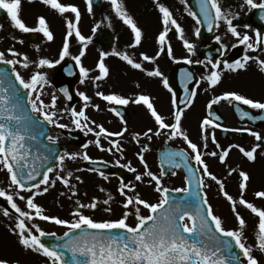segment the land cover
I'll use <instances>...</instances> for the list:
<instances>
[{"label": "snow or ice", "instance_id": "obj_1", "mask_svg": "<svg viewBox=\"0 0 264 264\" xmlns=\"http://www.w3.org/2000/svg\"><path fill=\"white\" fill-rule=\"evenodd\" d=\"M45 5H50L53 9L58 10L61 14L71 11L75 14V20L77 23H73L71 20L67 21V34L63 44V48L60 54V60H64L65 57L70 55L68 38L73 35L78 38L79 42H85L86 38L81 35L77 24L81 19V12L78 7L73 5H65L59 3L58 0H42ZM87 10L89 13L93 11L94 0H86ZM112 5L115 8L116 14L123 20L125 25L130 26L132 33L134 34V42L129 47L135 48L141 45L143 38V31L137 25V22L133 17L124 10L122 3L118 0H111ZM159 12L162 13V24L164 25L163 31L159 34L158 42L160 44V53H165L175 60L173 56V50L170 44L166 43V37L172 26L177 31L179 39L182 40L184 47L191 54H195V45L190 43L184 36V29L173 17L172 11L163 3H159L157 0ZM199 12L202 13V18L198 16L197 12L190 11L189 14L196 19L197 24L206 22L209 32H213L214 27L218 29L221 21H224L227 25V30L234 37L238 38L239 45H244L247 49L259 48L264 45V34L257 31L255 33V41L250 42L252 37L248 34H243L237 30V26H233V20L229 18L230 13L222 8L221 0H198ZM246 4L252 8L260 7L264 9V4L257 5L254 0H246ZM22 0H0V10H7V14L10 16L13 26L22 33H42L48 41L54 39L53 32L49 30L48 22L45 17L40 16L38 18V27H29L25 21L21 19ZM3 25H0L2 28ZM96 27H99L97 25ZM245 27H248L245 25ZM95 31V29H93ZM197 37L201 34V29L197 27L195 29ZM215 41L221 42V36L216 35ZM24 43L23 39L19 41ZM91 42V37L87 38V43ZM87 43H83V48L79 55L72 57L79 65L81 58L85 55L83 49L87 48ZM238 45H233L236 48ZM38 47V46H37ZM227 45L220 44V49L225 50ZM13 57L20 56V53L12 48L7 50ZM108 55H115L126 61L128 65L137 70H144L143 62H152L155 64L157 56H149L145 53H141V61L137 62L127 52H121L113 49L111 53H101L100 60L97 64L99 75H96L93 79L96 81H102L109 76L110 70L105 64V57ZM187 64H204L205 67L208 64L211 65V72L201 79H206L210 86H216L221 82L222 72L220 71V61H214L211 57L208 58L207 63L204 60L193 61L190 57H185ZM253 57L245 55L239 59H235L232 62L228 60L223 61L225 69L236 71L246 69L247 64ZM261 65V69L264 70V60L256 57ZM60 61H56L59 63ZM0 63L11 66L8 69L0 68V170H6L9 174L10 183L8 188L17 189L15 192H9L3 187H0V197L6 199L11 209L14 210L16 215L15 226L11 231L17 235L19 244L26 250L42 255L47 259V264H66L65 253L61 249H66L71 252L74 264H261V262L254 255V249L251 244H248L246 238L247 222L245 218L237 211V205L245 206L258 217L256 247L264 252V208L256 206L254 203L249 202L243 198V192L248 187L250 181V175L248 172L240 170L238 172L241 178L239 185L241 189V196L237 201L226 191H224V183L216 175L209 170V165L205 162L200 146L190 139L188 133L182 127V117L184 116V109L190 107L192 100L196 97L197 93L194 89L189 88V84L195 79L191 71L185 70L183 75L184 89L186 99L182 102L183 107L174 110L173 119L174 122H166V118L162 115L154 105L153 100L147 94H140L133 97L125 98L118 94H105L104 92L97 91L96 95L102 97L104 101L114 102L116 105H128L130 102L137 105L143 104L146 106L150 115L154 118L155 125L153 128H148L143 132V137H146L149 141L153 136H160L167 130V138L174 140L176 138H182L186 144L187 149H182L178 152L165 153L168 162L174 167H180L181 163L175 161V157H180L181 161L187 165L191 175L188 179V186L184 188H175L172 191L184 192L188 195L181 201H176L174 197H170V190L167 187L162 186L161 177L165 175L161 171L160 175H156L151 170L145 160L144 153L149 151V147L144 145L137 156L141 163L144 165L145 172L143 174H137L135 176L136 181L143 182L145 176L150 177L149 184L155 182V191L161 193V197L158 203H150L148 200L141 197L139 192L136 191L135 185H130L121 179L119 193L125 197L123 207L128 210L125 211L122 218L117 220L96 221L92 217L83 214L81 209L91 208L95 210L98 207L100 201L93 199L90 204L78 203V207L72 213L75 220L69 221L61 219L56 216H50L45 214L44 208L36 203V197L43 195L49 191L50 187H54L57 181L61 182L65 187L70 190L75 189V185L71 184L73 173L68 171L64 172V162L66 159L75 160L82 155V158L91 163H96L87 152L77 153L65 152L64 154L53 153L49 150V154L41 157L39 153L36 154V158L33 159L32 149L28 144L29 140H35L36 135L32 134L36 121L33 119L32 113H38L43 117V120L52 125H56L60 128H66L67 125L59 123L57 112L55 111L57 105L56 96H52L51 104H45L41 99V89L37 88V85L47 84L48 80L44 74L37 71L33 74L30 80H26L20 72L16 70V65L21 61L17 59H7L5 51H0ZM39 65L52 66L53 62L49 59H40ZM30 64L29 57L23 56V67L28 68ZM79 72L86 78L89 74V69L81 66ZM11 74V75H10ZM147 75L150 77H157L162 79V84L169 91H172L169 78L164 75L159 67H155L154 70L147 71ZM83 83V80L81 81ZM5 84L7 86H5ZM99 87V84H97ZM66 98L71 101L72 96L69 94L67 88L60 90ZM37 93L35 98L31 95L27 96L30 104V112L25 110V105L21 103L20 96L23 93ZM79 97L85 102L83 108L79 111L75 107L70 110L72 117V123L76 128L85 131V134L94 133L95 140L89 143H94L95 146L101 151H107L112 153L114 150L117 153L123 154V149L120 145V141L117 139H110L111 137H123L124 133L128 131L127 127H124L119 132H111L106 129L102 124H97L95 120H90L86 115V109L88 108V101L90 97L83 92L78 93ZM221 101L229 102H241L243 105L250 106L252 109H258L264 111V102L247 98L245 95L239 94L234 91H228L222 95L216 96L208 105L209 109H212L213 105L220 103ZM172 103L176 104V94L173 93ZM97 109L98 105H95ZM237 111L241 113L242 118H249L251 120L264 119V116H255L248 111H244L240 108L239 104L236 105ZM45 109H52L46 111ZM117 117L123 120L122 113L115 107L111 109ZM213 113L210 112L209 116ZM221 117L215 116V121H219ZM211 118L203 119L201 123L202 139L204 140V147H207V141L209 135L211 140L216 142L215 133L209 134V128H221L220 123L215 122ZM92 125V126H90ZM97 129H99L97 131ZM227 131L228 129H224ZM241 131V129H236ZM249 131V134L255 137L257 141H264V136L259 132ZM101 137L108 140L109 147L105 148L101 142ZM47 140L56 143L57 137L52 135L47 136ZM135 142L139 144L141 142V133H135ZM88 144L83 147L88 148ZM219 152L213 151L211 156H218L221 162H225L226 158L232 147H236L239 151L249 160L255 161L257 156V150L261 148V143H257L251 150H246L240 145H231L227 149H223L217 143ZM190 150V151H189ZM51 160H58V164L54 168L49 163L45 167V162ZM190 160L195 161L196 167H193L188 162ZM39 161V164L37 163ZM117 165H120V160L116 161ZM128 168L131 172H137V169L131 166V162L122 165ZM90 171H96L105 180L109 177L101 171L99 168L89 169ZM79 171V169H78ZM54 173L55 178H50L49 174ZM231 173H237L236 168H232ZM199 176L197 180V190L193 191L191 187L192 178ZM207 176L211 180L216 181L223 195L231 202L232 211L238 221V227L235 229H227L224 227V220L214 214L213 206L209 203L207 195H202V189L206 187L204 177ZM75 180L82 182L81 176H75ZM43 185V187H42ZM127 190V191H126ZM29 192L27 198L21 195V192ZM103 191V189H101ZM131 191L133 195H129ZM76 192L73 191V195ZM257 198H264V190L257 191L255 193ZM16 197L21 201H25L27 209L23 210L17 203ZM112 200V196L109 195L108 199L103 200L104 205H109ZM167 205V207H165ZM141 206L149 210V215L141 214ZM3 215L8 217L12 215L8 207H3ZM105 211H111V207L105 209ZM135 215L137 223L132 226L127 221L130 215ZM42 221L54 222L57 225L66 226L69 230L64 232L62 237H59L63 243L47 244L43 241L46 236H55V233L46 232L42 230L39 224L26 223L35 221L36 219ZM190 221V224L185 221ZM76 230H80L79 234H76ZM91 230V231H90ZM113 230H122L123 234L113 235ZM198 236L199 239L192 238ZM65 238H67L65 240ZM237 249L239 251H237ZM83 257L84 259H81ZM0 264H10L8 260L0 259ZM18 264V262H16Z\"/></svg>", "mask_w": 264, "mask_h": 264}, {"label": "rangeland", "instance_id": "obj_2", "mask_svg": "<svg viewBox=\"0 0 264 264\" xmlns=\"http://www.w3.org/2000/svg\"><path fill=\"white\" fill-rule=\"evenodd\" d=\"M184 1L185 0H159V3H163L165 6H167L170 11H172L173 17L176 20L178 17H181L182 20H186L189 18V15L184 12ZM222 1L223 0H221V3H223ZM225 1L230 5L231 0ZM58 2L65 5H73L79 8L81 12V19L77 24V27L79 28L81 35L86 38L85 42L83 43H87V38L91 37V42L87 43L86 49H83L85 51V55L81 58L80 61L81 66L89 69V74L86 78L83 76V83L80 82L77 86V90L79 92H83L90 97V100L87 102L89 106L86 109H90V113L86 112V115L89 116L90 120H95L97 124L101 121H107L111 125H116L115 120L112 119V116L110 114V108L113 102L104 101L102 97L96 95L97 91L104 92L105 94H118L124 96L125 98H135L140 94H147L150 96V94L154 90H157L155 94L157 95V98L159 100L163 115L169 123L174 122L172 103L167 95V92L159 85L158 82H156V77H150L147 75V71L154 70V68L157 67L156 63L153 64L143 62L144 70H137L128 65L127 62L122 60L120 57H117L115 55H108L104 59L106 66L110 70L109 76L102 81H96L93 79L96 75H99L97 64L100 60L101 53H103L98 49V47H96V45L93 44V39L96 36L97 32L101 30V28H108L109 30L113 31L114 34H116V36L118 37L115 50L127 52L137 62H140L142 59L141 53L156 56L161 47L158 42V37L164 29V25L162 24V13L159 12L157 0H118L119 3L123 4L124 10L133 17V19L137 22V25L143 31L141 45L135 48L129 47V45L134 42V34L132 33L130 26L125 25L123 20L116 14L115 8L112 3L110 13L108 14L106 7V10L104 8V14L101 17L100 15L97 16L94 10L91 13L88 12L86 0H58ZM257 2H259L260 4H264V0H260ZM233 3L235 4L230 6L223 3L222 8L228 12H242L244 9L249 7L244 0L235 1ZM20 16L21 19H23L26 25L29 27H38V18L40 16L45 17L46 21L48 22L49 30L53 32L54 39L52 41H48L46 37H44L43 34L39 32L22 33L13 26L11 18L9 17L5 22H3V27L0 28V51H5L7 59L20 60L21 63L15 66L20 70L24 68L22 66L23 56L27 55L30 60L29 68H31V70L34 72L29 74H31L32 76L37 71H39L44 74L48 80L47 84L37 85V88L41 89V99L45 102V104H51L52 96H56L57 105L55 111L57 112L56 118L58 119V122L67 125V127L64 129L81 131L85 134V131L76 128V126L72 123L70 111H66L70 110V108L61 101V98H59L53 87L50 85V80L54 77L55 73L54 70L52 71V68L50 67L58 64L56 63V61H60L59 64L63 61L60 60V54L68 31L67 21L71 20L73 23H77L75 20V14L70 10L61 14L58 10L53 9L50 5H45L42 0H22ZM178 23L182 25L180 22ZM97 25H99V27H96ZM172 28H174V26H172ZM93 29H95V31H93ZM185 32L186 30L184 31V33ZM32 34H35L37 36V40L34 42H31L29 40V36ZM225 37V39L223 38L224 43L235 44L239 46V40L229 38L228 36ZM21 39H23L24 41V43L22 44L19 42ZM175 39H179L178 35L174 37V39L167 38L166 43H171L172 41L177 42ZM68 43L69 52L71 53V51L74 50V56L79 55L80 51L83 48V43L79 42L78 38L75 36V32H73V35L68 38ZM9 48L18 51L20 53V56H11V54L7 52ZM40 59H49L53 62V64L52 66H40L38 63ZM22 73V76L26 80H30L31 77L28 73L24 71H22ZM236 75L240 79L244 80V85L241 86L237 83V87L233 88L237 93L245 96H259V94L262 93L261 90L264 85V82H262L264 81L263 79L256 76L253 77L254 79H251L248 76V72L243 74L239 73ZM97 84H99V87H97ZM36 94L37 93L33 92L32 97L35 98ZM84 103L85 102H81L80 104L76 105V110H81ZM95 105H98L99 108L97 109L96 107H94ZM128 105L137 114H133L129 109V112L132 115L131 117H133L131 122H134V120L139 117V126H144V123L148 124L146 121V117L149 111L145 105H137L131 102ZM45 110L51 111L52 109ZM38 115L39 117H42L40 114ZM129 125L131 124H128L127 126ZM103 126L111 130L110 125L105 123ZM61 129L63 128L54 125L51 131L52 136L60 137ZM113 130L117 131V129L115 128H113ZM144 131H146L145 128H140L137 130L130 129L129 132H131L132 135L134 134V132L141 133V142L153 141L155 145H157V147L161 144L162 141H164L167 136V133L165 131L160 136H153L152 140L149 141L146 137H143L142 134ZM129 132L127 131L124 133V139H130ZM187 133L188 135H190L189 132ZM86 135L89 136L90 141H94L96 138L94 133H88ZM110 139H116V137H111ZM106 140L107 139L101 137L103 146L105 143L107 145L105 146V148L109 147V144L107 143L108 141ZM72 152H87L90 156L97 155L95 153L94 143H92V146L87 150L79 151L73 147H70L68 153ZM104 152H106L108 156L112 155V153H109L107 151ZM123 152L127 153L128 150L123 149ZM129 153H131L132 159V161H129L131 162V166L136 168L138 173H144V165L140 160L137 163L135 159V156L138 152L135 153L129 151ZM144 156L149 166V170H153V157L146 154H144ZM256 156V160L251 162H249L247 158H238L235 160V165L240 167L242 163V165L244 167H247V169L250 171L251 177L246 190H248L249 188H255L257 191L264 190V152H257ZM127 157H129V155H127ZM119 160L125 161L123 158ZM83 162L84 159L82 158V155L77 157V159L75 160L66 159L64 162V172L61 174H66L68 171H71L73 173L71 184L75 185L74 190H70L61 182L57 181L56 185L54 187H50L47 193L37 196L35 202L40 204L44 208L45 213L51 211V213L53 214L52 216L56 217L66 215L65 218L62 219L70 221L72 220L70 219L73 216L72 213L78 207L77 202L82 204H90L93 199H98L101 202V205L100 203L98 204V207H100L98 209L96 208L95 210L91 208L81 209L83 214L92 217L96 221L104 219L105 217L112 220L118 219L120 217V211L116 208V206L119 204H117V201L120 199L117 196L111 195V191L115 192L119 189L118 185L114 184L109 179H101L100 182H98V185L102 186L100 187V189H95V194L88 192L84 193L86 191L82 182H78L75 180V176H79L78 172L83 171ZM133 162H135V164H133ZM50 178H55L54 173L51 174ZM95 181H99V178H96ZM87 182L88 179L85 182L86 188L90 189ZM9 183L10 180L7 171L0 170V187L5 188L9 192L17 191V189L8 188ZM101 189H103V191H101ZM73 191L76 192L75 195H73ZM100 191L102 192V197ZM21 195H24L27 198L29 195H31V193L24 191L21 192ZM109 195L112 196V200L110 201L109 205H104L103 200L108 199ZM215 195H217L218 197L215 198ZM210 197L211 200L213 199V203L215 204L213 207L214 214L219 215L224 220V227L227 229L237 228L238 221L236 219V216L232 211V207L229 208L227 206V203L222 200L224 199L223 195H219V192H217V194L213 192L211 193ZM252 198H255V195H253ZM16 200L23 210H29L27 209L25 201L19 200L18 197H16ZM120 202H123L122 199ZM255 205L264 208V198L257 199ZM3 207H8L12 215L8 217L4 216L2 210ZM108 207H111V211H105V209ZM59 211L62 213H60ZM237 211L241 213V215L247 222L248 226L246 229V238L248 244H251L253 246L254 255L261 262V264H264V252H261L256 247L258 217L242 205H237ZM16 215L17 214H15L14 210L11 209L6 199L0 197V259H5L6 257L14 264H16V262H18V264H47V259L45 257L26 250L19 244L17 235L13 234V232L11 231L12 227L15 226ZM26 223L39 224L40 228L46 232H58L59 234H61L65 230L63 228L65 226L61 227L54 222L47 223L45 221L39 220L38 218L32 222L26 221Z\"/></svg>", "mask_w": 264, "mask_h": 264}, {"label": "flooded vegetation", "instance_id": "obj_3", "mask_svg": "<svg viewBox=\"0 0 264 264\" xmlns=\"http://www.w3.org/2000/svg\"><path fill=\"white\" fill-rule=\"evenodd\" d=\"M235 1H240V0H232V2H235ZM184 7H185L184 12L189 15V18L184 21H182L181 17H178V18L180 22L184 23L181 25L184 31L189 30L190 32L191 41L189 42L195 45V54L193 55L189 53L187 49L184 47L182 41H178V42L172 41L171 43H167V44L171 45L175 60L169 57L166 54V52L165 53L158 52L156 54L157 59L155 63L157 64V67H159L161 71L164 73V75L167 76L168 78H169V73L173 70L174 66L179 63L185 64L189 67V69H186V68L182 69L180 74H184L185 70L191 71L193 73V76L195 77V80H196L194 90L196 91L197 95L192 100L190 107H187L184 109V116L182 117V127L184 128L186 132H189L190 139H192L194 142H196L200 146L201 152L203 154V158L205 162L209 165V170L214 175H216L220 180L223 181L224 191H226L229 195H231L234 199L238 201L241 196V189L239 187L241 183V178L239 177L238 172L240 170L246 171L249 173L251 177L250 171L246 167H243L242 165L238 167L237 165H235V160L238 158L239 159L243 158V154L239 151L238 148L232 147L229 153V156L226 158L225 162H221L218 156L216 157L211 156L210 153H208L206 150L208 148H212L214 151L219 152L220 149L217 148L216 146L217 143L223 149H227L231 145H240L246 150H251V148L254 147L257 143H261V148L258 149L257 152H264V146L262 144V141H257L255 137L249 134V131H245V129H248L251 131L259 132L262 136H264V119L255 120L256 125H254L253 123H249V122L240 123L238 122V120L233 114V108H232L233 102L221 101L215 106L217 110L223 115L225 120L220 123L222 125L221 128H209L208 130L209 134H211L212 132L215 133L216 142H213L211 140V136L209 135L206 148L204 147L205 142L202 139L201 123L203 119L210 118L208 105L212 99L228 91L236 92L233 88L237 87V83L240 84L241 86L244 85V80L240 79L236 74H239V73L243 74V73L248 72L249 78L254 79L253 77L256 76L264 80V70L261 69V65L256 59V57H259V59L264 60V45H262L259 48L254 47V49H247L244 45H239L236 48L241 47L242 57L246 53L247 55L252 56L253 59L248 62L246 69H241V70H236V71L225 69L223 66V59L227 57L228 55H230L236 48L232 47L234 44L224 43L223 38L225 39L226 38L225 36H228L229 38L237 39V40L238 38L234 37L230 32H228L226 23L224 21H221L220 27L216 29V32L212 36L201 41L199 37H197L195 34V29L197 27L200 28V25L197 24L196 19L189 14L191 10L190 9L187 10L185 5ZM250 12H251V9H247V8L244 9L242 12H234V13L229 12L230 13L229 18L233 20V26H237V30L241 33V35L248 34L250 37H252V40L250 42H254L255 33L259 31L262 34H264V27L260 28L256 25L251 24L248 21L247 18ZM245 25H247L248 27H245ZM216 35L221 36L222 38L221 42L215 41L214 37ZM221 43L224 45H227V48L225 50L220 49ZM218 46H219V49L222 55L221 58L218 60L220 61V64H221L220 71L222 72V78H221V82L218 85L210 86L209 82L206 79H201V78L210 74L212 70L211 65L208 64V66L205 67L204 64H196V63L187 64L184 58L190 57L193 61L204 60L207 63L208 59L205 55L206 49H209V48L214 49L215 47H218ZM149 56H152V55H149ZM148 63H152V62H148ZM29 76L31 77V74H29ZM156 82H158L159 85L167 92V95L170 98L171 103L173 101V93L176 94L174 87L177 85H181L182 87H184L183 78L180 79L178 76L172 78L170 81L169 86L171 87L172 91H169L167 88L163 86L161 78L156 77ZM156 91L157 90H154L150 94V96L157 110L163 115V111L159 104V100L157 98V95L155 94ZM182 92L185 93V90H182ZM261 92L262 93L259 94V96H246V97L251 98L253 100L264 102V85H263ZM182 102L183 101H181L180 104H182ZM128 107L130 108L129 105ZM128 107L127 109H129ZM247 107L251 109V111L253 112L255 116H264V113H262V110L252 109L250 106H247ZM176 109H179L177 106V103L175 105L172 103V112H174V110ZM130 112H132L133 114H136V112H134L132 109ZM223 112H227V113H223ZM129 114L130 116L128 117V119L123 120L121 124H127V125L131 124L129 126L138 127L139 117H137V119L134 120V122L133 121L131 122L133 117H131L132 116L131 113ZM146 121L148 124L146 123L143 124L145 128L151 127L154 130L156 129L157 126L155 125L154 118L150 115V112L147 114ZM166 122H168L167 119H166ZM224 129H228L227 131H230L231 133H248V135L247 136L238 135V136L233 137V139L223 140L221 138V134L223 131H225ZM236 129H241V131H236ZM245 139L248 140V143L244 142ZM175 141L176 143H174L175 145V146L173 145L174 147L187 149L188 146L182 138L178 137L175 139ZM147 146L149 147V145ZM121 158L122 156L118 157V160ZM191 161L193 165H195V161L194 160H191ZM121 162L123 164L128 163L127 161H121ZM115 165L117 164L115 163ZM232 168H236L237 173L230 174V171ZM131 175L132 177H131L130 185H135L136 190L138 192H141L142 194L141 197L148 200L150 203H158L160 200V195L158 192L155 191V182L152 184L151 187H149V181L151 180V178L145 176L143 179V182L137 181L136 184H133L135 180V175L132 172H131ZM112 178L115 180V182L118 185H120L121 178H118V177H112ZM204 181H205L206 187L203 188V191L207 195L209 203L212 205L213 199L211 200V197H210L211 193L213 192L217 193L218 191H220L223 195V192L220 190V186L216 181L211 180L207 176L204 177ZM161 182H162V186L167 187L168 189L173 190L175 188H184L187 185V177L183 172L179 171L174 177L162 178ZM146 186H148L149 188ZM256 192L257 190L255 188L254 189L249 188L248 190L243 192V198L248 200L251 203H255L256 200L259 199L256 196L255 198H252V196L255 195ZM129 195H133V193L130 191ZM215 197L217 198L218 196L215 195ZM223 197L226 203L231 205V202L228 201L224 195ZM119 211H120V217H119L120 219L122 218L124 212L128 210H126L123 206H121L119 208ZM141 214L149 215L148 209L143 208V206H141ZM106 220H112V219L104 218V221ZM128 220H129V223H133V224L137 223V220L134 214L130 215Z\"/></svg>", "mask_w": 264, "mask_h": 264}, {"label": "water", "instance_id": "obj_4", "mask_svg": "<svg viewBox=\"0 0 264 264\" xmlns=\"http://www.w3.org/2000/svg\"><path fill=\"white\" fill-rule=\"evenodd\" d=\"M93 5L96 6L97 8H100L101 7V0H94ZM197 6H198V10H199L198 0H197ZM260 16L263 17L262 14ZM200 17L202 18V13H200ZM6 18H7V13L0 10V25H1V22ZM201 24H202V27L205 26V28H202V30H201V36L206 37L205 29H206L207 33L210 34L211 32L208 31L206 22H202ZM96 42L100 46H104L105 48H111L115 43V38L113 37V35L110 32L101 31L96 38ZM10 67L11 66L0 63V68L8 69ZM56 74H57V78L54 82L56 89L68 101V103L71 106H74L79 101V98L77 97V95L75 93V85L80 80V75L78 73V70H77L75 64L73 62L72 63L64 62L60 67H58L56 69ZM64 74H68L70 76V78H65L63 76ZM5 86H7V85L5 84ZM63 88L68 89L69 94L72 96L71 101H69L66 98V96L64 95V93H62L60 91ZM28 95H29V93H26V92L23 93L20 96V100H21V103L25 105V110L30 112V106L28 104V99H27ZM32 116H33V119L36 121V124H35L34 128L32 129V134L36 135V139L35 140H29L28 144L32 149L33 159L36 158L37 153H39V155L41 157L48 155L49 150H51L53 153L62 154L65 151V146H63L60 141H56V143H54V144L47 142V136L49 135L48 129L50 127V124L46 123L45 121H39L33 114H32ZM63 134L65 136L70 137L71 143L76 144L79 148L83 147L87 143V139L84 138L83 136L79 135V134H76L73 132H65V131H63ZM162 153L163 152H160V155H162ZM37 163L39 164V161H37ZM49 163L51 164V166H53L55 168L59 162H58V160H51V158H50V161L45 162V167L48 166ZM90 165H92V167L90 168V166L87 165V168H90V169L99 168L101 171H103L105 173H112L114 171L113 167L106 165V164H103V163H92ZM170 197H174V195H172ZM174 198L176 200H178L177 197H174ZM111 233H114L117 235L123 234L122 230H119V231L113 230ZM192 238L199 239L198 236H193ZM46 239H48V237H44L43 241L45 242ZM65 240H66V238H65ZM60 242L63 243L64 241H60ZM61 251H62V249H61ZM237 251H239V250L237 249ZM66 264H70V263H66Z\"/></svg>", "mask_w": 264, "mask_h": 264}]
</instances>
